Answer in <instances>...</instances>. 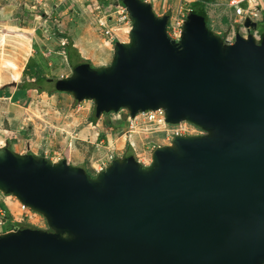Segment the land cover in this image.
I'll return each mask as SVG.
<instances>
[{
  "label": "water",
  "instance_id": "water-1",
  "mask_svg": "<svg viewBox=\"0 0 264 264\" xmlns=\"http://www.w3.org/2000/svg\"><path fill=\"white\" fill-rule=\"evenodd\" d=\"M121 1L129 42L114 43L109 65L76 64L55 90L92 101L96 117L162 109L167 123L203 133L173 135L148 165L126 155L94 176L0 147V192L48 226L1 233L0 264H264V33L226 44L190 10L176 41L169 14Z\"/></svg>",
  "mask_w": 264,
  "mask_h": 264
},
{
  "label": "rangeland",
  "instance_id": "rangeland-1",
  "mask_svg": "<svg viewBox=\"0 0 264 264\" xmlns=\"http://www.w3.org/2000/svg\"><path fill=\"white\" fill-rule=\"evenodd\" d=\"M158 1L163 5L169 0ZM206 3L203 7L205 13L209 11L213 17V20L208 18V26L215 33L222 32L220 26L225 23L222 19L219 25L222 12ZM95 6L94 0H0V35H7L6 44L0 47V57L21 65L23 48L24 54L28 53L27 61L33 58L41 75L54 79L42 84L49 91L55 89L56 79L72 73L61 49L67 43L61 36L63 34L74 42L80 33L93 47L85 57L81 56L82 59L94 66L109 65L116 41L111 44L97 28L91 12ZM181 6L188 7L184 2ZM202 6V3L198 4L197 10ZM155 9L157 14L162 10L158 6ZM257 28L261 34L264 33V22H259ZM124 31L123 28L117 29L121 42H128L129 37H125ZM239 34L242 35L241 32ZM14 37L18 41H9ZM4 62L0 59V89L6 92L5 96H0V146L19 154L45 156L52 162L65 158L69 164L82 167L94 176L98 163L105 161L107 156L113 155L116 159L132 154L141 164L148 165L156 147L171 144L174 131L182 129L186 132L184 135L203 133L188 122L177 125L149 123L142 113L131 119L137 118V133H134L126 122L129 117L127 110L96 117L95 105L89 100L78 102L66 93L49 94L35 88L23 94L20 86L25 80L33 79L26 76L23 80L25 66L14 70L2 67ZM2 92L0 90L1 95ZM8 94L10 96H6ZM125 135L127 138L123 137ZM130 135L134 138V147L130 144ZM0 197L7 203V209L0 215V222H3L0 234L15 227L48 229L42 215L29 208L23 210L20 201L12 195L0 192Z\"/></svg>",
  "mask_w": 264,
  "mask_h": 264
},
{
  "label": "built area",
  "instance_id": "built-area-1",
  "mask_svg": "<svg viewBox=\"0 0 264 264\" xmlns=\"http://www.w3.org/2000/svg\"><path fill=\"white\" fill-rule=\"evenodd\" d=\"M96 6L94 9H91V12L94 14V18L97 24V28L101 32V34L107 37L110 43H114L115 41H122L119 36V32L117 29L123 28L125 31V37H128L129 30L131 27V20L129 18L128 12L123 5L121 0H94ZM148 1L153 5V8L156 12V7L159 4L158 0H144ZM197 0H179V10L176 16L170 14V20L167 26V32L172 39L176 41L180 39L182 24L186 17V14L189 9L183 8L181 6V2L188 5L191 2H196ZM210 5L217 10L222 12V18L219 21V25L222 24V19L225 20V25L222 24L220 26L223 28V31H217L216 34L221 36L223 41L226 44H233L236 38L237 31L242 33V36L247 37L248 34H251L253 38L258 42L261 39V32L257 27L252 28L251 26H245V21L249 19L251 22H255L257 25L259 22H264V0H220V1H211L206 3V5ZM206 15L210 20H213L210 12L207 11ZM224 26H227L225 29ZM142 115H145L149 123H159L166 125L164 112L162 109L156 111H146L143 112ZM127 124L129 128L136 132V127L138 126L136 120L137 118H133L128 115ZM186 132L182 131V129H178L172 133L184 135ZM4 146V145H2ZM0 146V147H2ZM115 159L113 155L107 156L105 161H100L99 166L95 168V171H99L104 167L110 165V163ZM20 207L25 210L28 207L23 204ZM3 222L1 221L0 224Z\"/></svg>",
  "mask_w": 264,
  "mask_h": 264
},
{
  "label": "trees",
  "instance_id": "trees-1",
  "mask_svg": "<svg viewBox=\"0 0 264 264\" xmlns=\"http://www.w3.org/2000/svg\"><path fill=\"white\" fill-rule=\"evenodd\" d=\"M214 0H197L195 3H193V7L191 8V10L193 12L199 13L201 15H203L205 17L206 23L208 24V17L204 11V4L206 2H211ZM202 3L203 6L202 8L197 10L198 4ZM263 34V33H262ZM64 39L67 40V43L63 44L61 46V49H63V51L65 52V56L69 62V64L71 65V67L75 66L76 64L80 63V62H84L87 60L82 59V57L80 56V53L77 51V49L74 47L73 42L71 41V39L69 37H67L66 35H61ZM81 58V59H80ZM89 62V61H87ZM90 63V62H89ZM39 66L37 65V63L34 61L33 58H30L27 63L26 66L23 70V80H25L24 78L26 76H30L33 81H24V84L22 85V87L20 86L21 89V93L23 92V94L28 90V89H32L35 88L37 89L39 92L42 91H48L49 94H52L53 92H57L55 89H53L52 91H49L48 89H44L43 88V83L44 82H50L48 81V78L46 76L41 75V72L38 71ZM5 96V94H3ZM0 94V96H3ZM6 96H10V94L6 95ZM130 148V147H129ZM1 209L6 210L7 207L5 204L0 205Z\"/></svg>",
  "mask_w": 264,
  "mask_h": 264
},
{
  "label": "bare ground",
  "instance_id": "bare-ground-1",
  "mask_svg": "<svg viewBox=\"0 0 264 264\" xmlns=\"http://www.w3.org/2000/svg\"><path fill=\"white\" fill-rule=\"evenodd\" d=\"M19 35H21V34H19ZM6 41H7V35H0V47L2 45H5L6 44ZM9 41H13L14 42V41H18V40H17L16 37H14L12 40L10 39ZM76 44H77V47L80 50V54L83 57H85L89 53L90 49L93 48V47L90 46L89 41L85 40V38L82 35H80V37L76 41ZM22 50H23V52H22V58L20 57L22 59V61L20 62L21 65H19L18 63H16L13 60H6V58L0 57V59H4L5 60L4 63H1L2 67L14 69V70H17L18 68L20 69V67L24 65V63L26 61V58H27V55H28V53H25L26 55L24 54V49L23 48H22ZM93 50L95 51V48ZM134 133H137V132H134ZM123 137L124 138H127L126 135L123 136ZM129 138H130V144L134 147L135 146L134 138L132 137V135H130Z\"/></svg>",
  "mask_w": 264,
  "mask_h": 264
},
{
  "label": "crops",
  "instance_id": "crops-1",
  "mask_svg": "<svg viewBox=\"0 0 264 264\" xmlns=\"http://www.w3.org/2000/svg\"><path fill=\"white\" fill-rule=\"evenodd\" d=\"M179 1L178 0H169V1H167L165 4H161V3H159L157 6L158 7H160L162 10H161V12L159 13L160 15H162V14H171V15H173V16H176L177 14H178V10H179V3H178ZM193 7V4H188V7L186 8V9H191ZM80 37V33H79V35L75 38V40H74V42H73V45H74V47L77 49V51L80 53V50H79V48L77 47V44H76V41L78 40V38ZM70 38V37H69ZM71 39V38H70ZM80 56H82V55H80ZM66 57V56H65ZM26 61H27V59H26ZM25 61V62H26ZM23 66H26V64L24 63V65ZM24 68V67H23ZM16 73H14V75H15ZM16 76V75H15ZM4 82V81H3ZM1 91H3L2 93L3 94H5L6 92H5V90H2V89H0ZM2 94V95H3ZM56 94H60V92H57ZM3 204H5L6 205V207H7V203L5 202V200L2 198V197H0V205H3ZM1 207V206H0ZM4 211V209H1L0 208V215L2 214V212Z\"/></svg>",
  "mask_w": 264,
  "mask_h": 264
},
{
  "label": "clouds",
  "instance_id": "clouds-1",
  "mask_svg": "<svg viewBox=\"0 0 264 264\" xmlns=\"http://www.w3.org/2000/svg\"><path fill=\"white\" fill-rule=\"evenodd\" d=\"M146 2H148V1H146ZM155 11V10H154ZM159 15V14H158ZM129 42V41H128Z\"/></svg>",
  "mask_w": 264,
  "mask_h": 264
}]
</instances>
